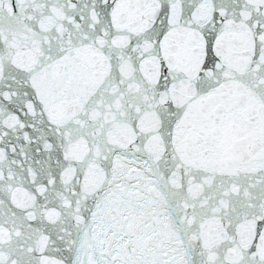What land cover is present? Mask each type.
<instances>
[{"label": "snow or ice", "instance_id": "snow-or-ice-1", "mask_svg": "<svg viewBox=\"0 0 264 264\" xmlns=\"http://www.w3.org/2000/svg\"><path fill=\"white\" fill-rule=\"evenodd\" d=\"M0 264H264V0H0Z\"/></svg>", "mask_w": 264, "mask_h": 264}]
</instances>
